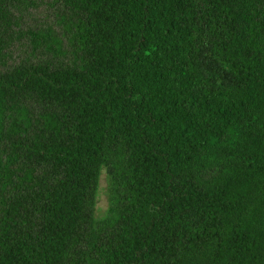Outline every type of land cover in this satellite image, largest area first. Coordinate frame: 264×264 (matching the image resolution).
Here are the masks:
<instances>
[{
    "label": "trees",
    "instance_id": "obj_1",
    "mask_svg": "<svg viewBox=\"0 0 264 264\" xmlns=\"http://www.w3.org/2000/svg\"><path fill=\"white\" fill-rule=\"evenodd\" d=\"M0 264H264V0H0Z\"/></svg>",
    "mask_w": 264,
    "mask_h": 264
},
{
    "label": "rangeland",
    "instance_id": "obj_2",
    "mask_svg": "<svg viewBox=\"0 0 264 264\" xmlns=\"http://www.w3.org/2000/svg\"><path fill=\"white\" fill-rule=\"evenodd\" d=\"M105 183L104 180V171L101 172L100 174V179H99V191H98V195L96 198V204H95V212L96 214H101L103 212V210L105 209L106 206V199H105V195L103 192V185Z\"/></svg>",
    "mask_w": 264,
    "mask_h": 264
}]
</instances>
